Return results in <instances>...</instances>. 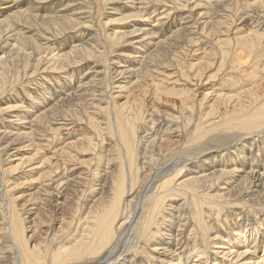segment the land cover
Here are the masks:
<instances>
[{"label": "bare ground", "instance_id": "6f19581e", "mask_svg": "<svg viewBox=\"0 0 264 264\" xmlns=\"http://www.w3.org/2000/svg\"><path fill=\"white\" fill-rule=\"evenodd\" d=\"M96 1L99 4L103 0ZM206 1L208 2V0ZM227 1L233 4H230L231 8H229L234 11L244 9L243 11L245 12V9L249 5L246 4L245 0L244 3H241L242 0ZM198 2L200 1L198 0ZM1 3L4 4L3 2ZM253 3L256 4V7L259 5L260 9L264 10V0H254ZM17 7L8 6L1 7L2 9H0V43L6 42L8 44L10 38L13 41L11 52L6 55L2 54L4 57L0 59V81L3 80L2 82H4L3 76L5 71L9 69L11 61H19L20 59V62H24V67H27L34 64L39 65L42 61L46 60L51 63L50 66L52 68L58 70L59 67L62 68L64 61L69 59L67 54L66 56L65 54L59 55V53L57 56L52 55L51 53L54 51L46 53L42 57L43 51L40 46L31 37H27L28 35L26 36L25 32H23L24 30L13 32L16 29L14 28L16 25L13 24L15 21L17 23L25 22L30 26L36 22L43 27L61 32L65 30L69 31L67 29L78 25L70 17H57L55 11L47 12L45 16L42 14L43 17L38 18L26 16L25 12H28V9L25 11L21 7L16 9ZM202 12L200 15H203ZM28 13L31 14V12ZM253 13L250 14L254 16ZM137 16L138 14L125 15L124 18L116 19L115 21L121 22ZM204 16L209 18L208 14ZM247 17L249 19L250 15ZM136 20L138 19L136 18ZM142 20L131 30L114 29L119 32H112L113 34L108 37V45L115 46L125 34H149L150 31L144 28L146 24ZM210 20L204 21L203 30L209 29V31H214L215 27H217L215 25L213 27ZM238 21L241 23V18ZM251 22L253 23V21ZM218 23L220 24V22ZM248 30L250 31L249 28ZM183 31L185 30L181 32ZM255 31H250L248 34H242L243 31L240 32L241 34H229L230 38H220L221 34H207L209 39L210 37L213 39V49L208 48V50H204L203 48L202 53L197 54L195 59L191 58L190 60L187 58L189 55L187 53V57L184 55L187 59L175 62L177 63L176 65H180V70L177 68L179 70V78L176 81L193 83L191 87L185 86L167 89V87L163 88V85L160 86L154 83L151 93L155 99L154 101L177 111H172L175 114L168 115L169 117H173L174 120H179L177 135H168L165 139H149L148 143L144 142L145 135L143 136L141 132H138L136 124L142 119L141 112L144 111V108L148 105L147 103H149L147 102L148 99L145 101L147 97L142 98L147 96L148 94L146 95V93L150 91L147 89L149 87H145L146 89H140L138 95L131 102L127 100L120 106L112 96L110 97L111 99L105 108L106 122L104 129L105 133L115 139V144H112V146L110 144L111 150H104L103 144L94 143L91 138L86 144L82 142L80 146L78 143L75 144L77 148L76 152H79L76 155H73L75 153L71 154L70 150H63L69 159L75 160L76 164L86 165L89 168L86 173L79 172L75 178L65 181H61L59 178L55 181L58 182L60 180L58 186L55 189L53 188V191L51 189L55 182L39 186L32 196L28 194V198L25 197L26 199L20 205L18 204L20 198L11 197L0 173V183L3 187L0 189V207L5 213V223L0 228V249L2 250L1 246L4 245L10 251L8 254L0 256V264H4V262H7L5 264H128L132 262L131 260H134L133 262H137V264H144L145 262L142 259L136 257L138 255L143 256L148 264H185L184 262L188 258L202 257V254H207V243L214 242V236L212 237L211 232L214 227L209 221H206L207 218L204 214L205 205L213 209L215 214H219L225 207L230 205V201L243 200L239 196H249L248 199L244 198L245 200L243 201L249 202L248 204L252 202L253 204L264 206V163L259 161L261 158L264 159V143L263 141L262 145L253 143L254 135H264V35L258 34ZM231 32L233 33V31ZM152 34H154L153 31ZM4 36L7 37L4 38ZM189 37L190 39L188 38L187 41L190 44L196 42L191 39V36ZM166 44V42L154 43V49L148 53L150 58L155 62H164L165 55L171 54L172 49L175 51V49L179 48V43H175L177 47L169 45L168 51L163 50L162 52V46H166ZM9 45L11 44L9 43ZM28 45L39 55L37 59L33 58L30 52H24ZM13 48L16 49L13 50ZM87 49L85 47L82 49L86 55L93 54L92 51ZM195 49L192 52H195ZM14 53V56L19 57V59L13 57ZM71 53L74 55L73 51ZM50 54L51 56L47 57ZM5 58H10V62ZM213 58H216L217 62L216 64L214 62V72L210 73L213 66ZM172 74L174 73L172 72ZM166 79L168 78H163V80ZM215 79L220 80L218 81L220 82L219 86L221 85L223 88L228 87L229 92H219L223 91L222 89L218 91L213 90V93H219L214 96V101L209 104L206 100L209 99L211 91L202 93L200 90L201 98H199L197 90L199 87L203 88L206 82H210L211 85L210 80ZM136 81H133V85L123 86V88L137 90L139 83ZM95 90V88L91 90L92 95ZM69 98L71 99V97ZM76 98L79 101L83 100L81 99L82 97ZM85 98L84 100L88 102L89 99ZM67 104H69V101ZM133 110H136V112ZM49 113L55 114L53 110ZM153 113L158 112L155 110ZM46 114L47 112L41 114L40 119L42 121L46 120ZM166 114L165 116H167ZM89 120L91 129L94 131V136H99L100 123L92 115H89ZM145 122L147 123L146 119ZM150 127L152 131L154 126ZM176 127L174 124L173 128L176 129ZM160 131L162 130H159V133H161ZM21 134L16 135L17 137L14 140L19 139ZM221 134L226 143L231 141L230 138H234L237 144L234 148L233 145L231 146L234 154L231 152L227 154L229 160L218 163L214 160V155H210V152L206 153L204 150L209 142L207 139L211 138L210 140H213L215 136ZM72 143L74 142L70 144ZM254 144L256 145L254 146ZM253 146L254 148L252 149ZM75 147L72 148L75 149ZM40 149H37V152ZM86 152L90 154V157L87 159L83 158ZM35 155L26 158V160L22 156L24 159L22 164L26 161L30 163ZM259 162L261 163L259 164ZM109 164L111 165L107 169V165ZM17 165H20V163ZM51 169L53 168L51 167L47 173H42L40 181L52 176ZM100 182H102L101 186L97 188V184H100ZM68 192L72 193L71 196H68ZM42 193H45V199L43 196H40ZM181 197L185 199V202L190 198L192 200V211L190 214L193 218V225L189 230L196 237L193 236L195 239H193V244L191 243L192 246L190 247L187 246L189 241L188 237H186V232L191 225L186 223V220L190 218L185 203L178 204L177 202ZM41 203H44V208L39 207ZM27 205H31L28 210H26ZM40 212L43 214L41 215ZM32 214L34 216L32 220H29ZM53 218H58L59 225H57L58 230L55 233V235L58 234V238L53 235L50 239L48 231L40 228V226L38 227V225L41 224L42 227L44 223L50 222ZM26 224H29V227H26ZM237 227L236 229L232 227L229 229L233 232L236 230L237 232L234 236L236 244H243L247 241V233L252 235L253 232L255 234L256 232L258 233V229L264 230V218L263 220L255 221L253 231L247 232L246 229H237ZM178 229L182 230V238H179V235L176 234ZM42 237H44L43 241L40 239ZM43 244L44 248H42ZM177 245H180V252L177 251L178 248L174 249V246ZM201 246H204V249H201ZM254 250L256 249H253V252H251L249 248L245 249L238 252L237 256L241 257L249 251L255 253ZM262 250L263 254L255 257L256 261L259 260L255 264H261L263 261L264 248ZM252 257H248V259ZM249 262L247 260L243 264H249Z\"/></svg>", "mask_w": 264, "mask_h": 264}, {"label": "rangeland", "instance_id": "374dc122", "mask_svg": "<svg viewBox=\"0 0 264 264\" xmlns=\"http://www.w3.org/2000/svg\"><path fill=\"white\" fill-rule=\"evenodd\" d=\"M199 1L200 2H198V0H103L98 4L96 0H0V9L8 6H18L16 9H19L21 7V9L23 8L22 10L25 9L26 11V9H28V12H31L30 14L26 11L28 14L27 15L25 12L26 16H33L38 18H42L46 15L45 13L47 12L55 11V15L57 17H70L71 19H73V21L78 23L77 26L67 29L69 31L65 30L62 32L52 28L43 27L36 22L32 23V26L27 25L25 22L17 23L15 21L13 23L16 25L14 26V28L16 29L13 30V32H16L17 30H24L23 32H25L26 36L28 35L27 37H31L34 42L40 46L41 50L43 51V54L41 55L42 57H44L46 53L54 51L53 53H51L52 55L57 56V54L59 53V55L65 54L66 56L67 54V57L69 58L64 61L62 68L59 67L58 70L52 68V66H50L51 63L46 60L42 61L39 65L34 64L32 66L24 67V62H20L19 57L14 56L15 53L13 54V57H15V59L18 58L19 61L10 62V58H5L6 60H9L8 62H10V64L9 69L5 71L3 76L4 82H2L3 80L0 81V173L7 187L6 189L9 191V194H11V197L14 196L20 198V202L18 203L19 205L22 204L26 198H28L27 196H29L30 194L32 196L34 191L39 186L46 185L49 182H55L59 178L61 181L73 179L79 174V172L86 173L89 168L86 165L76 164L75 160H72V158L69 159L63 150H70L71 154L75 153L73 155H76V153L79 152H76L77 148L75 147V144L78 143L79 146L81 145V142L86 144L90 138L93 139L94 143H101V145L103 144L105 147L104 150L109 151L112 149L111 146L112 144H115V139L105 133L106 131L104 129L106 122L105 108L107 106V103L111 99V96L120 106L127 100L131 102L133 98L138 95L140 89L142 90L145 87H149L150 89H147L150 91L146 93V95H148L142 97H147L145 101L148 99L147 102L149 103H147L148 105H146L144 111L141 112L142 119H140L136 124L138 132H141L143 136L145 135L144 142L146 143H148L149 139L158 140L161 138L165 139V137H167L168 135H177L179 120H174L173 117L168 116L169 114H175L172 113V111L176 110L173 108L169 109L170 107H165L163 106L164 104H158V102L154 101L155 99L151 95L154 83L160 86L163 85L162 87H167V89H171L173 87H191L193 83L189 84V82L184 83L183 81H176V79L179 78L178 71L180 70V65H176L177 63L175 62L187 58H189L188 60H190L191 58L195 59V56L197 54L202 53L203 48L204 50H208V48L213 49V39H211L210 37V40L207 34H221L219 36L220 38H230L231 34H241L240 32L242 31V34H248L250 33V31L256 30L255 32H257L258 34L264 35V10L262 8L260 9L259 5H257L256 7L255 3L252 4L254 0H245L246 4H249L245 9L246 13L243 11L244 9L240 11H234L233 9L230 10V4H233L231 2H228L227 0H208V2L206 0ZM1 2H3L4 4H2ZM210 3L214 4L215 6L212 4L210 5ZM241 3H244V0H242ZM26 4L29 6H27ZM137 7L138 9L136 10ZM258 7L259 9H257ZM254 8H256V10L258 11L256 12ZM216 9L218 10L216 11ZM201 12L203 15H200ZM250 13H253L254 16ZM131 14H138V16L131 17L121 22L115 21L116 19L124 18L125 15L129 16ZM207 14L209 15V18H206V16H204ZM246 15H250L249 19ZM74 16H76L75 19ZM239 17L241 18V23L238 21L240 19ZM136 18L138 20H136ZM208 19L211 21L209 22L213 24V27L215 25L217 27L219 26V28L215 27L214 31H209V29L203 30L202 27L204 26V21ZM216 19L220 20L217 21ZM141 20L144 21V24H146L144 28L150 31L149 34H125L122 39L119 40L117 44H115V46L108 45V37L115 33L114 31L131 30V28L137 26V24H139ZM251 21H253V23ZM218 22H220V24ZM225 28L227 29L225 30ZM248 28L250 29V31L248 30ZM182 30L185 31L181 32ZM244 30L246 31L244 32ZM152 31L154 34H152ZM231 31H233V33ZM179 33H181V37ZM189 36H191V39L196 42H192L190 44L187 41L188 38L190 39ZM6 37L7 36H4V38ZM136 41L138 42L136 43ZM157 42H166L168 44V46L167 44L166 46H162V52L163 50L168 51L169 45H175V43H179L181 46L178 44L179 48L175 49L176 52L174 51V49H172L171 54L165 55L164 62H155L150 58L148 53L152 52V50L154 49L153 45ZM9 43L11 45H9ZM11 46H13V41L11 38L9 39L8 44H6V42H2V44L0 43V59L1 57H4L3 55L9 54L11 52ZM175 46L177 47V45ZM84 47L86 49L88 48L87 50L92 51L93 54L86 55L85 51L82 50ZM193 48H196L198 51L195 49V52H192L194 51ZM15 49L16 48H13V50ZM187 49L190 51H188ZM71 50L73 51L74 55H72V53L70 54V52H72ZM142 51L144 52V54ZM24 52H30V55H33V58L35 59L39 57L37 52L34 51V49H32L29 45ZM187 53L189 54L188 57ZM51 54L47 57H50ZM184 55H186L187 58H185ZM214 62L216 64V58H213V66L210 70V73L214 72ZM163 71L166 74H164ZM172 72L174 74H172ZM163 78H168L166 79L167 82L166 80H163ZM133 81L139 83V88L137 90H127L126 88H123V86L133 85ZM210 81L211 85L210 82H206L207 84L205 83L203 88L199 87V89L197 90V95L199 98H201V91L202 93L211 91L210 94L208 93L209 99L206 100L209 102V104L214 101V96L219 92H229L228 87L223 88L221 85L219 86L220 82L218 81L220 80L215 79ZM169 84H171V86H169ZM94 88L96 90L92 95L91 90ZM221 89L223 91L215 92L216 94L212 92L213 90L218 91ZM90 95L92 96V98ZM68 97H71V99H68ZM76 97H82L81 99L83 100L79 101ZM85 97L89 99L88 102L84 100ZM44 100L46 101L45 103ZM68 101L69 104H67ZM89 101H93V104ZM164 107L166 112L164 111ZM152 109L154 112L156 110V112L158 113H153ZM52 110L54 111V113L57 110L58 113L56 112L54 115L52 113H49ZM133 111L136 112V110ZM45 112H47L45 116L46 120L42 121L40 117L42 116L41 114ZM164 113H167V116H165ZM89 115H92L100 123L99 136H94V131L93 129H91L90 125ZM164 116L165 118H163ZM145 119L147 123L145 122ZM150 120L152 121L150 122ZM174 124L175 127L177 126L176 129L173 128ZM150 126H154L153 129H155H152L151 131ZM142 129L144 130L141 131ZM159 130L167 132L164 133L160 131L161 133H159ZM148 133H150V135H148ZM20 134L21 137L14 140V138L17 137L16 135ZM154 134L156 138H153ZM57 137L59 138V140H57ZM253 137V143H259L261 145L264 143V135H254ZM210 139H207V141L209 140V142L207 144L208 146L206 145L204 151H206V153L210 152V155H214V160L218 163L226 162L227 160H229L227 154L230 152L234 154L232 151L236 146L237 141L234 138H230L231 141H228L226 143L223 139L222 134L215 136L213 140ZM71 142H74L72 143L74 144L73 146L72 144H70ZM256 144H254V146ZM232 145L233 148H231ZM254 146L252 147V149L254 148ZM72 147H75V149H73ZM37 149H40L41 151L38 150L39 152H37ZM59 152L60 154H58ZM88 152H86L83 158L87 159L88 157H90V154ZM34 154L36 155L34 159L30 161V163L26 161L22 164V161H24V159L26 160V158H29ZM22 156L24 159L22 158ZM259 161H262V163H264L263 158H261ZM58 162H60L61 164ZM19 163L20 165H17ZM260 163L261 162H259V164ZM58 164L60 167L59 169ZM110 165L111 164L107 165V169ZM51 167L53 168L51 169L52 176L50 178H44L40 181V178H42V173H47V171ZM59 181L55 182V184L53 185L54 187L52 186L51 191H53L58 186ZM101 183L102 182H100V184H97V188L101 186ZM2 188L3 187L0 183V189ZM71 194L70 192H68V196H71ZM40 196H43L44 198V196L46 195L45 193H42ZM239 197H242L243 200H245L248 199L249 196ZM243 200L238 199L235 201H230V205L225 207L219 214H215V211L209 208L207 205L204 206V214L207 218L206 221H209L210 224H212L214 227V229H212L211 231L212 237L214 236V242L207 243V254H202V257L200 256L190 259L188 258V260L184 262L185 264H243V262H246L247 260L248 262L250 261L249 264H255L259 261H256L255 257L257 255L263 254L262 249L264 248V230L258 229V233L256 232L255 234L253 232L252 235L247 233V241L243 244H236L237 242L235 241L234 236L237 232L236 230H234L233 232L231 231V229H229L231 227L236 229V227L238 226L237 229H246L247 232L253 231V228L255 227V221H260L264 218V206H259L253 204L252 202L248 204L249 202H244ZM177 202L178 204L185 203L187 213L189 214L190 219L186 220V223L191 225L186 232V237H188L189 241L187 246L190 247L192 246L191 243L193 244V239H195L194 237H196L195 234H193L189 230L193 225V218L190 214V212L192 211V200L190 198L187 202H185V199L181 197L179 200H177ZM27 207L26 210L30 209L31 205H27ZM39 207L44 208V203H41ZM1 210L2 208L0 207V228L3 227L5 223V213L3 210ZM40 214L42 215L43 213L40 212ZM33 216L34 214H32L29 220H32ZM28 225L26 224V227H29ZM57 225H59L58 218H53V220H51L50 222L44 223L42 227L41 224L38 225V227L40 226V228L47 230L48 237L51 239L53 235L58 238V234L55 235L58 230ZM176 234L179 235V238H182L183 236L182 230L180 229L177 230ZM40 239L43 241L44 237ZM190 240L192 241L190 242ZM179 246L180 245L174 246V249L178 248V252L181 251V248H179ZM201 247V249H204V246ZM1 248L2 250L0 249V256H3V254L5 255L10 252L9 249L4 245H2ZM42 248H44V244L42 245ZM248 248L251 250V252H253V249H256L254 250L255 253H251L249 251L241 257L237 256L238 252H241ZM136 257L142 259L145 262L144 264H148L143 256L138 255ZM248 257L252 258L248 259ZM131 261L132 262L128 264H137V262H133L134 260ZM5 263L7 262H4V264ZM261 264H264V259Z\"/></svg>", "mask_w": 264, "mask_h": 264}]
</instances>
